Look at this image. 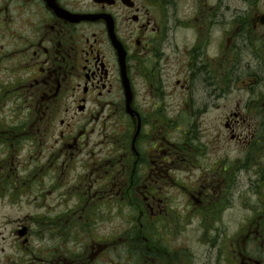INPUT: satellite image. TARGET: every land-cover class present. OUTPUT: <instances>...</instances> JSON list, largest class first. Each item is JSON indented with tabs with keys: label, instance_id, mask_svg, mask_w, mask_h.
<instances>
[{
	"label": "flooded vegetation",
	"instance_id": "af4514ba",
	"mask_svg": "<svg viewBox=\"0 0 264 264\" xmlns=\"http://www.w3.org/2000/svg\"><path fill=\"white\" fill-rule=\"evenodd\" d=\"M261 2L0 0V228L13 225L1 239L5 264L31 255L40 228L48 235L34 264H194L170 238L189 227L206 245L223 241L224 212L240 194L251 196L248 214L206 260L264 264ZM238 82L248 98L224 117L225 83ZM223 128L243 157L222 153ZM50 171L65 201L17 218L33 173ZM116 205L133 213L99 234L100 207Z\"/></svg>",
	"mask_w": 264,
	"mask_h": 264
},
{
	"label": "rangeland",
	"instance_id": "374dc122",
	"mask_svg": "<svg viewBox=\"0 0 264 264\" xmlns=\"http://www.w3.org/2000/svg\"><path fill=\"white\" fill-rule=\"evenodd\" d=\"M240 1L241 0H224V3H225V6L227 5L241 6L242 4L239 3ZM263 6H264V3L261 2L260 7L262 8ZM226 76L227 75H225V78ZM18 79L19 77H17V80ZM245 80L248 81L247 79ZM241 87H245L244 84L241 82H238L235 84V89L228 88L225 83L224 100H225L226 106L224 108V117H226V115L232 110L233 102L244 101L248 98V93L245 90H242ZM166 101H170V100L167 98ZM16 117H19L21 120L23 119L22 110H19L18 108H16ZM205 129H207V126H202L201 128H198L199 135H201V133L203 134ZM222 131H223V134L221 138L224 140L222 153L225 155V157H229L230 159H233V158L237 159L239 157H243V154L245 152L243 151L242 146L238 144L237 142H233L230 139V134L226 130V128H223ZM209 133H214L218 135V132L210 131ZM43 142L44 143H43V146H41V148H46L48 154H50L49 150H50L51 143H52L51 135L48 136L46 139H43ZM35 162H38V159H36V161H33V164ZM41 173L42 172H38L36 176L33 173L32 184L29 187L28 194L26 195V197L29 200H31V204L26 203V205H22L19 202L15 208V214L17 218L25 214H32V215L39 216L45 213L46 211L50 212L51 210H58V206H57L58 202L60 203L61 200L65 201V199L62 198V196L67 190H65L64 188H57V186H54L51 184L55 181L56 182L60 181L59 179H56L54 181V177L56 176L55 173L50 171L47 176ZM183 176H184L183 174H177L176 180L179 181L180 177H183ZM69 193L71 195H74V191H69ZM163 194L166 197H168L169 195L168 189H164L162 192V195ZM239 198L240 200L238 199L237 195H235V208L231 204L230 208L224 212L223 224H222V226L225 227L223 228L224 229L223 241L218 240L217 235H216L213 238H210V237L207 238L209 245H206L203 241H199L198 234L193 233L192 232L194 231L193 228H189V227L184 228L188 230L186 234H181L180 237L175 238V239L170 238V241L172 239L173 243L186 245L188 247V250L195 254L194 255L195 259L193 260L194 264H211L209 261L206 260V257H205V254L207 253L206 251H208L211 247V243H213L214 246H216V249L230 245V240H231V237L233 236L234 231L236 232L237 228L242 223L243 216L245 214H248L247 211L250 207L247 203H245V201H250L251 196L245 197L244 195L240 194ZM41 199H46V201L41 202ZM43 204L46 205L45 208H42ZM133 210H131L129 207H122L120 205H116L112 207H108V206L100 207V210L98 211L99 214L96 215V221H95L96 231H99V234H102V235H109L108 232H110V229L113 228L115 225H118L120 223L119 220H122V217H119L118 214L120 213V214L130 215L133 213ZM8 213H12V211ZM234 215H235V221H234ZM104 219L107 220L108 222L103 221ZM14 223H15V228H18L19 225L21 224V222H19L18 220L15 221ZM12 227L13 225H11L10 228L7 229V231H5V227L0 228V264H5L6 259H7L6 256L2 255V251H1L2 248L6 249L7 246L6 247H3V246H5L7 243H4V240H1V239H3V237L7 235L13 236ZM39 230H41L42 237L43 236L47 237L48 233L45 231H42V228L37 229L35 231L39 233ZM160 231H161V234H165L162 228H160ZM170 232L171 231H169V234ZM42 237H37L33 239L31 242V245H27L29 248L31 247L33 250L31 255H30V249H27V252L29 253V255H26L20 251H17L15 264H34L36 258H39L42 256V253H41L42 248L46 247L45 239H43ZM50 238L51 237L46 238V241H49V243L51 244ZM17 247H21V245L19 244L18 246L17 244ZM121 256L122 254L119 253L118 255H114V258L121 260ZM9 262L10 264H13V259H11ZM220 264H225V263L221 261Z\"/></svg>",
	"mask_w": 264,
	"mask_h": 264
},
{
	"label": "water",
	"instance_id": "95a60500",
	"mask_svg": "<svg viewBox=\"0 0 264 264\" xmlns=\"http://www.w3.org/2000/svg\"><path fill=\"white\" fill-rule=\"evenodd\" d=\"M127 89H128V93H129V98H131V92H130L129 82H127Z\"/></svg>",
	"mask_w": 264,
	"mask_h": 264
}]
</instances>
